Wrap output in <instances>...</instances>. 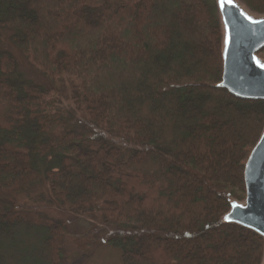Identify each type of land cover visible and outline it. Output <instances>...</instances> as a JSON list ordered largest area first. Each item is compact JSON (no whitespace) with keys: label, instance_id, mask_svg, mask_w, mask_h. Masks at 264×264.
I'll return each instance as SVG.
<instances>
[{"label":"trees","instance_id":"1","mask_svg":"<svg viewBox=\"0 0 264 264\" xmlns=\"http://www.w3.org/2000/svg\"><path fill=\"white\" fill-rule=\"evenodd\" d=\"M0 29L72 106L18 74L0 36V264H65L66 223L15 207L41 182L110 229L122 264H262L263 237L224 215L245 198L264 100L219 86L216 0H0ZM95 239L72 238L82 252Z\"/></svg>","mask_w":264,"mask_h":264},{"label":"water","instance_id":"2","mask_svg":"<svg viewBox=\"0 0 264 264\" xmlns=\"http://www.w3.org/2000/svg\"><path fill=\"white\" fill-rule=\"evenodd\" d=\"M217 10L222 38L223 72L220 87L242 100H264V63L258 53L264 48V23H252L239 2L232 0ZM251 17V16H249ZM252 18V17H251ZM264 21L261 18H252ZM226 35L229 43L225 44ZM245 198L233 201L224 220L249 228L264 239V129L244 165ZM264 264V258L263 262Z\"/></svg>","mask_w":264,"mask_h":264},{"label":"rangeland","instance_id":"3","mask_svg":"<svg viewBox=\"0 0 264 264\" xmlns=\"http://www.w3.org/2000/svg\"><path fill=\"white\" fill-rule=\"evenodd\" d=\"M235 1L239 2L244 8H246L247 14L252 18L262 17L263 14L253 12L244 3H242L241 0ZM221 31L223 38L224 32L222 29ZM0 36L1 47L11 52L16 58V72L22 75L24 78L31 79L32 81L45 87L58 88L61 92L63 106H65L67 110L72 111V106L68 101L69 93L64 83L53 81L32 68L21 55V53L16 50L9 41V30L0 29ZM257 56L259 57V60L264 63V59L261 58L264 57V54L261 53ZM69 122L71 127L78 132L90 131L93 133H100L94 126L85 123L75 115L70 118ZM35 196H41L42 198L39 200L32 199ZM239 202L243 203V200ZM15 207L17 209H31L39 211L53 219L61 220L66 223L68 234L62 242V254L65 264H122L119 250L108 244L106 241L107 237L111 234L110 229L102 225L101 222L96 218L92 219L84 217L57 205L50 198L48 188L44 182L37 183L31 187L28 192L19 194L15 199ZM87 231H93L96 239L92 245L88 246L86 252H82V250L80 251L75 246L72 238L83 235ZM245 248L246 249H244L242 252L249 253L250 249L248 247Z\"/></svg>","mask_w":264,"mask_h":264},{"label":"snow or ice","instance_id":"4","mask_svg":"<svg viewBox=\"0 0 264 264\" xmlns=\"http://www.w3.org/2000/svg\"><path fill=\"white\" fill-rule=\"evenodd\" d=\"M221 8H223L226 4H231L232 0H219ZM242 15H245V18L250 20L252 23H264V21H256L253 20L251 17L247 16L246 14L242 13ZM229 43V37L226 35L225 37V44L227 45ZM264 67V65H261Z\"/></svg>","mask_w":264,"mask_h":264}]
</instances>
